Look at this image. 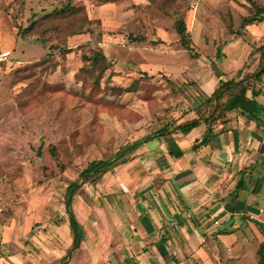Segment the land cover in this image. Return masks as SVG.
<instances>
[{
  "label": "rangeland",
  "instance_id": "rangeland-1",
  "mask_svg": "<svg viewBox=\"0 0 264 264\" xmlns=\"http://www.w3.org/2000/svg\"><path fill=\"white\" fill-rule=\"evenodd\" d=\"M19 1L0 0V52L10 51L0 61V195L7 197L0 206L1 221L17 205L31 212L65 213L67 188L90 161L106 160L162 123L184 118L194 104L191 89L204 76L200 72L219 68L227 79H241L257 71L264 58V15L244 24L252 14L246 0H188L185 20L199 61L181 48L173 16L153 9L147 0H71L84 7L85 17L70 25L66 40L74 50L57 57L59 65L51 72L42 61L47 49L34 38L15 39L16 29L4 9L18 13L16 21L25 26L32 11L57 1L24 0L23 9ZM253 1L264 5V0ZM237 30L238 37L233 34ZM140 35L145 40H133ZM97 48L114 61L112 72L98 85L85 72L81 56V49L90 54ZM137 78L136 92L117 93V86L127 87ZM197 98L198 103L202 94ZM256 171L262 201L255 206L263 209V221L264 164ZM90 176L69 197L73 212L83 211L79 202L87 203L94 192L91 184L97 178ZM221 238L217 247L223 264H264V248L259 260L258 240L243 221L235 234ZM78 245L49 264H75L76 259L95 264V256L106 257V252L94 251L93 243L87 242L81 252Z\"/></svg>",
  "mask_w": 264,
  "mask_h": 264
},
{
  "label": "crops",
  "instance_id": "crops-1",
  "mask_svg": "<svg viewBox=\"0 0 264 264\" xmlns=\"http://www.w3.org/2000/svg\"><path fill=\"white\" fill-rule=\"evenodd\" d=\"M225 74L219 68L199 73L204 76L192 86L194 104L180 122L197 116L198 105L229 78ZM257 86L264 91L262 79ZM256 99L264 105V96ZM229 117L213 124L216 135L208 143L193 148L208 128L204 122L185 134L169 131L144 140L126 162L100 174L91 184L94 194L79 202L85 209L73 212L82 234L78 252L90 242L94 251L106 252L95 256V264H185L187 258L189 264H223L217 241L235 234L242 221L260 245L264 220L255 206L262 201L256 169L264 164V122L241 115L225 121ZM243 175L250 178L248 188L236 189ZM5 198L0 195V206ZM11 209L0 220V264H49L65 255L74 239L67 211ZM223 222L228 225L218 229Z\"/></svg>",
  "mask_w": 264,
  "mask_h": 264
},
{
  "label": "trees",
  "instance_id": "trees-1",
  "mask_svg": "<svg viewBox=\"0 0 264 264\" xmlns=\"http://www.w3.org/2000/svg\"><path fill=\"white\" fill-rule=\"evenodd\" d=\"M55 1H57L56 4L52 3L50 6L42 9L41 11H32V13L27 18V24L25 26L16 21L17 17L19 16L18 13L10 11L9 6L4 9V12L11 17L13 27L16 29L15 39L27 40L34 38L35 42L47 49V52L42 56V61L46 63L45 67L51 72L55 71L59 65V61L56 60L57 57L63 58L66 54L74 50L67 44L66 40L70 35V25L80 21L83 17H85V10L83 6H75L71 3V0ZM147 1L148 5L153 7V9L166 16H173V27L179 37L181 48L189 52L192 58H197L198 54L194 52L191 47V34L187 28L185 20L187 15L188 0ZM246 1L251 5L248 10L252 14L243 20L244 24L251 23L252 21L257 20L264 15V5L257 6L253 0ZM19 3L20 7L23 9L25 1L20 0ZM252 6L256 10H251ZM233 34L238 37L240 36V31L237 30ZM133 40L142 41L145 40V36H135ZM82 47L83 45H81L79 48ZM261 54L262 56L264 55V47L261 48ZM81 56L83 60H86L85 67L88 68V70L85 72H88V74L93 77L92 80L94 83H96V85L100 83V80L104 76L107 74L109 75L112 72L111 69L114 66V61L109 59L100 48L93 49L90 54H86L85 51L81 49ZM263 72L264 70L260 74L251 78L246 77L250 75V72H246L243 75L246 77L245 79L241 80L239 77L242 75H238V78H230L226 81H221L212 94L198 105V108H196L197 116L195 118L185 119L181 122L177 119H173L171 121L162 123V125L152 133L144 136L140 140L126 144L110 158L106 160L90 161L87 166L79 173L77 179L73 181L67 188V200L71 194L76 191L75 187L79 185V182L82 179L91 174L89 179L95 180L100 174L106 172L110 167L126 162L130 158V154L149 137H166L167 133L171 129H174V132L185 134L192 128L204 122L208 124V128L205 130L202 140L193 145V148H196L199 145L208 143L210 139L216 135L212 130V126L214 123L221 121L223 114L230 116L228 119L226 118L225 121L236 117L237 115H241L248 122H264V105L259 103L256 99L260 95L264 96V91L262 88L257 86L261 80V75ZM140 73L144 75L145 72L142 71ZM138 85L139 78L134 79L127 87L117 86L115 89L118 94L122 92L134 93L137 91L139 87ZM248 92L250 95H247ZM216 100L218 101V105L215 112L205 121L199 120L198 117H204L211 114L215 108ZM247 180L250 181L249 176L245 177V175H243L236 184V189L247 190ZM73 187L74 189L72 190ZM66 211L69 214L70 226L74 230V239L70 249L72 250L78 245V241L82 237V234L71 208V199H69L68 203L66 201ZM263 248L264 240L259 245V260H261L263 257H261L263 254Z\"/></svg>",
  "mask_w": 264,
  "mask_h": 264
},
{
  "label": "water",
  "instance_id": "water-1",
  "mask_svg": "<svg viewBox=\"0 0 264 264\" xmlns=\"http://www.w3.org/2000/svg\"><path fill=\"white\" fill-rule=\"evenodd\" d=\"M263 70H264V58H263V61H262V63H261L260 68H259L257 71H254L252 74H250V75H248V76H246V77H249V78L254 77V76L260 74ZM246 77L241 78V80H242V79H245ZM217 105H218V101L216 100V101H215V108H214V110L211 112V114H210L209 116H211V115L215 112ZM209 116H207V117H209ZM207 117H205V119H206ZM173 130H174V129H172V130H170V131H173ZM97 169H99V168H97ZM68 202H69V199L67 200V203H68ZM70 254H71V252L68 254V256H70Z\"/></svg>",
  "mask_w": 264,
  "mask_h": 264
},
{
  "label": "built area",
  "instance_id": "built-area-1",
  "mask_svg": "<svg viewBox=\"0 0 264 264\" xmlns=\"http://www.w3.org/2000/svg\"><path fill=\"white\" fill-rule=\"evenodd\" d=\"M9 55L10 51L8 50L0 52V61L6 60Z\"/></svg>",
  "mask_w": 264,
  "mask_h": 264
}]
</instances>
